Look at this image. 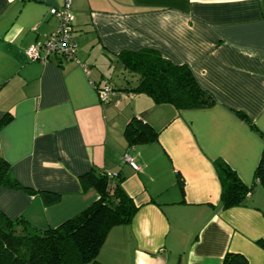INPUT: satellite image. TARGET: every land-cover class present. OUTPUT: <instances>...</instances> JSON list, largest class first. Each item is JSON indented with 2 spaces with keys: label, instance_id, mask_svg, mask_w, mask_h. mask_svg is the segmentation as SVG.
Segmentation results:
<instances>
[{
  "label": "crops",
  "instance_id": "obj_1",
  "mask_svg": "<svg viewBox=\"0 0 264 264\" xmlns=\"http://www.w3.org/2000/svg\"><path fill=\"white\" fill-rule=\"evenodd\" d=\"M63 2L0 0V119L11 115L0 156L32 190L0 187V212L57 227L99 198L78 178L95 166L118 174L137 206L104 235L100 263L222 264L231 252L264 264V187L254 178L264 149V0H70L75 59L29 60L26 48L57 28L49 8ZM145 48L189 66L215 102L177 109L131 91L126 78L136 76L118 55ZM132 118L157 139L130 146L123 129ZM215 159L251 188L243 204L221 207ZM39 191L60 199L46 205Z\"/></svg>",
  "mask_w": 264,
  "mask_h": 264
},
{
  "label": "trees",
  "instance_id": "obj_2",
  "mask_svg": "<svg viewBox=\"0 0 264 264\" xmlns=\"http://www.w3.org/2000/svg\"><path fill=\"white\" fill-rule=\"evenodd\" d=\"M123 68L136 76L131 91L148 95L153 103L171 104L177 109L203 108L212 105L213 96L200 87L189 66L176 65L155 49L122 51L118 55ZM241 117L252 126L243 113ZM11 119L8 113L0 119V128ZM127 143L145 144L157 139L151 126L132 118L123 129ZM213 167L220 183L222 208L244 203L251 191L222 159ZM84 188L94 189L99 198L59 226L43 230L32 227L22 217L10 219L0 212V264H102L97 260L104 235L113 226L128 224L137 210L121 186L122 178L92 166L79 175ZM254 178L264 187V149L254 171ZM0 187L32 190L22 186L12 175L11 167L0 156ZM44 204L59 201L60 195L39 191ZM264 250V239L257 241ZM222 264H247L239 253L227 252Z\"/></svg>",
  "mask_w": 264,
  "mask_h": 264
},
{
  "label": "built area",
  "instance_id": "obj_3",
  "mask_svg": "<svg viewBox=\"0 0 264 264\" xmlns=\"http://www.w3.org/2000/svg\"><path fill=\"white\" fill-rule=\"evenodd\" d=\"M48 12L57 20V28L50 32L46 40L29 45L25 54L29 60H45L49 55H54L62 59H75L76 42L73 39V13L70 10V0H64L61 7H50ZM43 52V56L40 52ZM86 75L89 74V67L83 64ZM110 87L108 84L100 87L98 95L101 101H107ZM123 161L127 162L132 168L138 166L132 157L127 153L122 156Z\"/></svg>",
  "mask_w": 264,
  "mask_h": 264
},
{
  "label": "rangeland",
  "instance_id": "obj_4",
  "mask_svg": "<svg viewBox=\"0 0 264 264\" xmlns=\"http://www.w3.org/2000/svg\"><path fill=\"white\" fill-rule=\"evenodd\" d=\"M114 74H116L115 71H114ZM117 74H118V75H117ZM117 74H116V76H117V77H120V79H121L123 72H120V73H117ZM124 75L127 76L128 74H124ZM128 77H129V78H128ZM126 79H128V80L130 81V84H131V85L135 84V78H133L131 74L128 75ZM116 81H117V78H116L115 81H114L115 84H117Z\"/></svg>",
  "mask_w": 264,
  "mask_h": 264
}]
</instances>
